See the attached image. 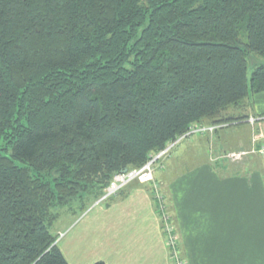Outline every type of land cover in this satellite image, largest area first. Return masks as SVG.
I'll use <instances>...</instances> for the list:
<instances>
[{"label":"trees","instance_id":"obj_1","mask_svg":"<svg viewBox=\"0 0 264 264\" xmlns=\"http://www.w3.org/2000/svg\"><path fill=\"white\" fill-rule=\"evenodd\" d=\"M250 54L264 0H0V264H69L56 207L193 124L244 122L224 113L264 91Z\"/></svg>","mask_w":264,"mask_h":264},{"label":"crops","instance_id":"obj_2","mask_svg":"<svg viewBox=\"0 0 264 264\" xmlns=\"http://www.w3.org/2000/svg\"><path fill=\"white\" fill-rule=\"evenodd\" d=\"M241 107L248 117L262 118L252 126V138L264 135V91L235 109ZM218 158L185 170L164 166L155 173L167 193L185 264H264L261 168L247 171ZM150 186L135 181L104 201L101 195L85 205L77 223L85 258L105 264H172Z\"/></svg>","mask_w":264,"mask_h":264},{"label":"rangeland","instance_id":"obj_3","mask_svg":"<svg viewBox=\"0 0 264 264\" xmlns=\"http://www.w3.org/2000/svg\"><path fill=\"white\" fill-rule=\"evenodd\" d=\"M260 64H264L263 57H259L254 54L249 55L248 57L249 80L252 76V72L254 71V69ZM255 94L256 93H251V95L246 99L245 102L249 101V99L252 100ZM244 106L245 105H243V107ZM243 107L239 109H235V107L232 106L228 108L229 112H227V110L225 112H227V114L234 113L235 114L234 116L245 115L247 114V111H245L246 109L244 110ZM249 118L250 117H248V119ZM248 119H247V123L245 122L232 123L223 128H218L214 132H203V133L196 132L192 134L190 137L183 139L179 144H177L171 150L169 156L163 160L162 166L163 167L166 166V169H168V168H172L174 164L175 165L177 164L176 166L178 167V169L185 170L195 165L196 163L205 161V159L207 161L212 162V160H215L216 158L219 157L218 159H220V162L222 164L228 166L234 165L237 167L244 166V168L247 169V171H250L249 168L251 167H260L261 172L264 175V156H260L258 154H249L239 160H232L230 157H228V154L231 152L249 150L253 146L254 137L252 138V134H253L252 126L254 125L252 124L249 125L250 122H248ZM249 142H251L250 147L248 146ZM182 159L184 161L181 162ZM163 167L157 165L156 171L157 169ZM145 185H151L150 187L154 198L155 191L153 190L152 184L146 183ZM161 191L166 197L167 193L166 190L163 189L162 184H161ZM103 194H100V188L93 187L90 190L86 191L82 195V197L74 198L69 205L63 207H56L54 209V211L57 212L58 217L49 227L51 232L57 237L56 243L58 247L64 252L70 264L95 263L92 262L90 259L85 258L83 256V250L78 247V238H79L78 233L80 230L79 229L80 225H77V223L79 218H81L84 212L83 209L85 205L88 206L90 201L101 195L103 196ZM167 204H168L167 206L168 212L170 213L172 219L171 222L175 228L173 213L171 211L169 203ZM161 225L163 228L162 221H161ZM175 232L179 240L178 258L176 259L173 258L171 250H169V248L166 245L168 257L172 264H179L177 260L180 261L182 260V264H185V259L183 258L182 255L181 241L179 239V234L177 233L176 228H175ZM165 242H166V238H165Z\"/></svg>","mask_w":264,"mask_h":264},{"label":"built area","instance_id":"obj_4","mask_svg":"<svg viewBox=\"0 0 264 264\" xmlns=\"http://www.w3.org/2000/svg\"><path fill=\"white\" fill-rule=\"evenodd\" d=\"M261 119L251 116L248 119V122H250L252 125H255V123L261 121ZM227 125L228 124L226 123L207 125L198 123L193 124L189 131H187L185 134L178 137L176 140L170 141L160 152L152 154L150 159L143 166L116 172L105 188L104 194L100 201H104L107 198L116 195L134 181H138L143 184H152L153 190L155 191L153 192L157 211L165 231L166 245L169 250H171L173 258H178L179 240L178 236L176 235L175 228L171 222L172 219L170 213L168 212L166 197L161 191V183L156 179L155 176L157 165L163 167V160L169 156L171 150L183 139L190 137L196 132H214L218 128H223ZM249 154H258L260 156H264V135L254 136L253 146L249 150L231 152L228 154V157H230L232 160H239ZM177 262L182 264V260H177Z\"/></svg>","mask_w":264,"mask_h":264},{"label":"water","instance_id":"obj_5","mask_svg":"<svg viewBox=\"0 0 264 264\" xmlns=\"http://www.w3.org/2000/svg\"><path fill=\"white\" fill-rule=\"evenodd\" d=\"M125 170H126V169H125ZM125 170H124V171H125Z\"/></svg>","mask_w":264,"mask_h":264}]
</instances>
